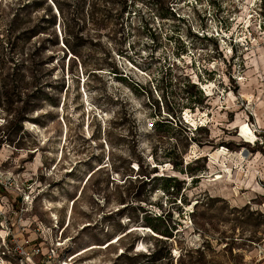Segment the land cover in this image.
<instances>
[{"label": "rangeland", "instance_id": "374dc122", "mask_svg": "<svg viewBox=\"0 0 264 264\" xmlns=\"http://www.w3.org/2000/svg\"><path fill=\"white\" fill-rule=\"evenodd\" d=\"M5 234L27 264H264V0H0Z\"/></svg>", "mask_w": 264, "mask_h": 264}, {"label": "built area", "instance_id": "2783aa9c", "mask_svg": "<svg viewBox=\"0 0 264 264\" xmlns=\"http://www.w3.org/2000/svg\"><path fill=\"white\" fill-rule=\"evenodd\" d=\"M13 237V236H12ZM10 238L9 234L4 236L0 235V264H4L10 255L16 254L20 257V264H27V261H30L34 255H38L40 250L38 248L27 250L25 245L20 243H15L8 247V239ZM11 240V239H10ZM25 244H28V240H24Z\"/></svg>", "mask_w": 264, "mask_h": 264}, {"label": "bare ground", "instance_id": "6f19581e", "mask_svg": "<svg viewBox=\"0 0 264 264\" xmlns=\"http://www.w3.org/2000/svg\"><path fill=\"white\" fill-rule=\"evenodd\" d=\"M240 127H241V132H242V134H244V135H246L247 137H249L248 136V134L250 133V134H252V135H254L253 134V132L251 131V128L249 127V125L248 124H246V123H244V124H240ZM225 151H226V148L225 147H223V148H218L216 151H215V153H211L210 154V158L211 159H214L215 157V155H219V154H222V153H225ZM227 152V151H226ZM239 171V170H238ZM223 177V174L220 172V173H218L217 175H216V177H215V179H221ZM229 180V179H228ZM214 181V180H213ZM112 243H114V240L113 241H110V244H112ZM109 244V245H110ZM98 247H100V246H98V245H96V244H93V245H90V246H88V247H86V248H84V249H81L80 250V252L79 253H77L75 256H77V255H82V254H84V253H86L87 251H89V250H92V249H94V248H98Z\"/></svg>", "mask_w": 264, "mask_h": 264}, {"label": "trees", "instance_id": "16d2710c", "mask_svg": "<svg viewBox=\"0 0 264 264\" xmlns=\"http://www.w3.org/2000/svg\"><path fill=\"white\" fill-rule=\"evenodd\" d=\"M181 173H183L184 172V170L183 169H180L179 170ZM165 180L166 181H170L171 180V177H165ZM169 186V185H168ZM167 186V187H168ZM168 189V188H167ZM154 230H155V232H158L155 228H154ZM159 234H161V235H163V236H170L169 235V230H163V231H159Z\"/></svg>", "mask_w": 264, "mask_h": 264}]
</instances>
